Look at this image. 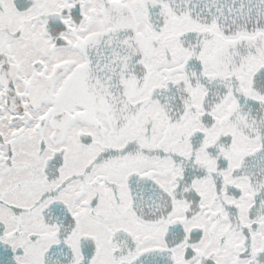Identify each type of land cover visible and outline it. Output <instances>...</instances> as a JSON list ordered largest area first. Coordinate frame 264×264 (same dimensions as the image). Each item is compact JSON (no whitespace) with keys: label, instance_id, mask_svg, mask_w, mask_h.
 Returning a JSON list of instances; mask_svg holds the SVG:
<instances>
[{"label":"snow or ice","instance_id":"snow-or-ice-1","mask_svg":"<svg viewBox=\"0 0 264 264\" xmlns=\"http://www.w3.org/2000/svg\"><path fill=\"white\" fill-rule=\"evenodd\" d=\"M0 264H264V0H0Z\"/></svg>","mask_w":264,"mask_h":264}]
</instances>
